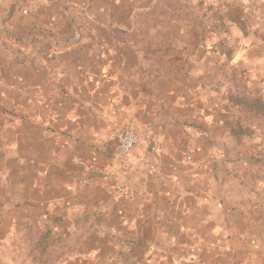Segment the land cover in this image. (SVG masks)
<instances>
[{"label":"rangeland","instance_id":"1","mask_svg":"<svg viewBox=\"0 0 264 264\" xmlns=\"http://www.w3.org/2000/svg\"><path fill=\"white\" fill-rule=\"evenodd\" d=\"M1 1L0 147L11 140L15 126L22 123L26 129L29 124L19 123L26 118L22 112L28 108L29 94L23 92L26 100L19 108L13 67L47 66L54 71L61 65L74 66L69 51L81 37L107 35L97 26L106 18L124 21L125 40L135 52L145 53L132 61L145 64L138 76L147 78L148 85L160 86L155 95L164 114H173L168 108L172 99L186 102L180 115L186 114L195 98L214 107L226 105L232 115L209 128L205 121L180 117L177 128L187 140L180 141L181 163L191 162L194 152L206 154L202 161L211 165L212 191L219 195L199 204L196 212L202 217L211 212L213 229L221 228L224 234L193 235L191 246L199 248L187 250L170 234L96 235L92 213H87L77 231L72 219L75 226L61 234L0 227V264H264V0H48L36 8L33 0ZM109 31L120 34L114 25ZM67 52L68 56L61 54ZM119 87L125 90L126 80ZM217 125L226 126L221 136L211 131ZM125 126L131 123L110 137ZM195 130L202 135H194ZM0 152V166L11 161L7 152ZM220 179L230 185L225 192L219 191ZM13 204H0V211L11 213ZM93 246L101 247L100 252Z\"/></svg>","mask_w":264,"mask_h":264},{"label":"crops","instance_id":"2","mask_svg":"<svg viewBox=\"0 0 264 264\" xmlns=\"http://www.w3.org/2000/svg\"><path fill=\"white\" fill-rule=\"evenodd\" d=\"M46 1L32 3L36 8V4ZM3 5L0 0V10ZM28 8L32 9L31 4ZM96 9L105 13L100 6ZM123 22L103 19L97 26L103 27L102 32L107 35L79 38L73 51H69L74 66L61 65L54 71L47 66L13 67L11 72L17 82L12 87L20 93L16 101L19 108L21 100H26L23 92L29 94L28 108L22 112L27 119L19 123L29 124L26 129L22 123L15 126L10 142L0 147L11 160L0 166V204H15L11 213L0 211V227L8 231L23 226L61 234L75 226L72 219L77 231L80 219L92 213L96 235L114 233L144 238L153 232L159 236L170 234L177 237V245L197 250L199 246H191V236L218 231L224 234L221 228L213 229L211 212L207 217L196 212L199 204L219 195L212 191L211 165L202 161L206 154L194 152L191 162L181 163L180 141L187 140L177 129L178 121L180 117L205 121L209 128L210 124L224 123L232 110L221 104H201L194 98L188 112L180 115L186 102L172 99L168 108L173 114H164L156 97L160 86L148 85L147 78L138 76L145 64L137 59L133 64L132 59L145 53L135 52L133 45L127 43ZM112 24L119 36L108 34ZM61 54L68 56V52ZM153 70L156 72L155 67ZM73 73L76 77L70 78ZM122 80L127 82L123 91L119 87ZM171 92L172 95L174 91ZM127 122L138 140L118 164L117 142L110 134ZM217 127L211 131H218L221 136L226 126ZM197 133L198 130L193 132L202 135ZM227 184L220 179L219 191L225 192L230 186ZM237 186L233 185L235 190ZM109 248L114 250L115 246ZM202 248L205 250L206 246Z\"/></svg>","mask_w":264,"mask_h":264},{"label":"built area","instance_id":"3","mask_svg":"<svg viewBox=\"0 0 264 264\" xmlns=\"http://www.w3.org/2000/svg\"><path fill=\"white\" fill-rule=\"evenodd\" d=\"M111 138L115 139L118 146L116 162L121 164L126 154H128L137 143V135L131 126L123 127L119 132L113 134Z\"/></svg>","mask_w":264,"mask_h":264}]
</instances>
